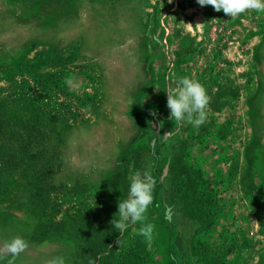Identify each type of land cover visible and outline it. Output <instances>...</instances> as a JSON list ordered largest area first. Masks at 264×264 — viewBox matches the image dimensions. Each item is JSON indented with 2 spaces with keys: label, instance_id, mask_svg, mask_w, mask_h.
Masks as SVG:
<instances>
[{
  "label": "rangeland",
  "instance_id": "rangeland-1",
  "mask_svg": "<svg viewBox=\"0 0 264 264\" xmlns=\"http://www.w3.org/2000/svg\"><path fill=\"white\" fill-rule=\"evenodd\" d=\"M182 77L200 127L169 118ZM137 171L151 240L111 224ZM17 236L15 264H264V12L0 0V247Z\"/></svg>",
  "mask_w": 264,
  "mask_h": 264
},
{
  "label": "clouds",
  "instance_id": "clouds-1",
  "mask_svg": "<svg viewBox=\"0 0 264 264\" xmlns=\"http://www.w3.org/2000/svg\"><path fill=\"white\" fill-rule=\"evenodd\" d=\"M197 3L200 6L210 5L215 11H223L228 17H236L247 11L264 12V0H197ZM165 91L167 107L170 109V119H174L177 124L187 122L196 127H200L206 122L208 117L206 109L209 106L210 97L199 81L189 77L178 78L175 86H170ZM151 114L155 115V112L153 111ZM155 183V179L148 172L137 171L132 175L127 198L118 201L119 218L111 220V224L120 235L126 231L129 223L140 222L142 226L138 230L139 235L147 240L153 238L154 225L145 223V221L148 207L153 201ZM172 215V209L167 208L165 218L169 222L172 220ZM116 243H120L119 238ZM27 248L26 240L17 236L0 247V259L10 255L11 258L7 260V264H15L16 258ZM46 264H65V261L63 257H55L47 261ZM89 264H96V261L90 259Z\"/></svg>",
  "mask_w": 264,
  "mask_h": 264
}]
</instances>
